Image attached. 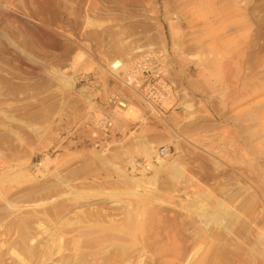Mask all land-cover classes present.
<instances>
[{
    "label": "rangeland",
    "instance_id": "1",
    "mask_svg": "<svg viewBox=\"0 0 264 264\" xmlns=\"http://www.w3.org/2000/svg\"><path fill=\"white\" fill-rule=\"evenodd\" d=\"M150 46L185 91L161 116L110 71ZM116 91L140 118L111 111ZM145 144L168 150L155 176ZM4 164L23 175L0 182V264H264V0H0Z\"/></svg>",
    "mask_w": 264,
    "mask_h": 264
},
{
    "label": "built area",
    "instance_id": "2",
    "mask_svg": "<svg viewBox=\"0 0 264 264\" xmlns=\"http://www.w3.org/2000/svg\"><path fill=\"white\" fill-rule=\"evenodd\" d=\"M120 78L114 75L115 80L120 89L138 96L143 105L149 107L153 112L162 115V104L171 103L183 95L182 88L172 80L171 67L164 52L156 47L150 46L143 48L138 57L131 62L125 71L118 74ZM119 89V90H120ZM107 106L111 111H127L130 112L132 103L129 97H122L117 92H111L107 96ZM173 102L168 109L174 108ZM61 129L65 134H73L74 130L66 127V123H62ZM93 125L92 141L94 147H101L100 140L96 136H109L113 132V119L110 117H100L91 121ZM64 134V135H65ZM166 148L159 150V156L163 157L167 154ZM147 170V167H145Z\"/></svg>",
    "mask_w": 264,
    "mask_h": 264
},
{
    "label": "bare ground",
    "instance_id": "3",
    "mask_svg": "<svg viewBox=\"0 0 264 264\" xmlns=\"http://www.w3.org/2000/svg\"><path fill=\"white\" fill-rule=\"evenodd\" d=\"M64 41V40H63ZM157 48V47H156ZM83 49V48H82ZM142 49H143V47H142ZM130 51H133L134 53V55H137L138 56V53H140L142 50H140L139 48H135V50L134 49H131ZM163 51V50H162ZM166 53V52H165ZM132 54V53H131ZM132 54V55H133ZM83 53L82 52H80V50L79 49H75V51H74V53H73V56H72V59L70 60V62H69V65L67 66V69H65L64 70V72H67L68 70H73V69H76V67L83 61ZM85 57V56H84ZM104 59V58H103ZM82 64V63H81ZM131 64V63H130ZM129 63H127L126 65H123V63H121L119 60H115V61H113L110 65V71H111V74L112 75H114L116 78L118 77V78H120L119 77V73H121V72H123V71H125L126 70V68L130 65ZM105 65V64H104ZM87 68V67H86ZM71 78L72 77H64V83L68 86V87H70V88H72V81H71ZM116 84V83H115ZM118 84V83H117ZM120 90H122V89H120ZM124 91V90H123ZM117 92V91H116ZM127 94L129 95V92H127ZM131 94V93H130ZM185 94V91H183V95ZM135 95V94H134ZM182 95V96H183ZM130 96V95H129ZM133 96V95H132ZM187 97V96H186ZM131 98V97H130ZM181 98H183V97H181ZM180 101V100H179ZM261 102V101H260ZM179 103V102H178ZM132 106H133V104H132ZM190 108H191V106L190 105H185L184 106V109L185 110H190ZM137 110V109H136ZM170 109H168V111H169ZM120 113H124V114H126V113H128L127 111H119ZM118 112V113H119ZM128 114H133L135 117H139L140 118V116H139V114L137 113V111H133L131 108H130V112L128 113ZM128 114H127V116H128ZM110 115V114H109ZM96 116V115H95ZM103 117V116H102ZM94 118V117H93ZM98 118H100V117H98ZM97 118V119H98ZM124 118V117H123ZM89 119V118H88ZM114 122V121H113ZM69 124V123H68ZM91 130H92V132H91V134H90V139H92V134L94 133V131H93V125L91 124ZM70 129V128H69ZM114 129H115V127H114ZM59 131L62 135H64L65 134V132L62 130V129H56V131ZM86 130V129H85ZM116 130V129H115ZM45 132L46 133H50V130L49 129H45ZM120 132H122V131H120ZM90 133V132H89ZM52 134V133H51ZM66 135H69V134H65L64 136H66ZM105 136H96V138H97V140H101L102 141V138H104ZM93 140V139H92ZM143 149H142V154H143V156L144 157H146V159H149V161H150V157L152 156V155H154L155 156V161H156V168L154 169V175L153 176H155L156 175V173L158 172V171H163L162 169H164L165 167H166V165H167V162H166V160H164V159H162L161 158V156H159V153L158 154H156L155 153V151H154V148H155V145L154 144H145L143 147H142ZM106 152V150H104V153ZM140 152V151H139ZM105 155V154H104ZM167 155V154H166ZM165 155V156H166ZM99 157H100V155H98ZM102 156V155H101ZM164 157V156H163ZM104 160V159H103ZM49 163V160H47V158H44V159H42V162L39 164V166L36 168V165L34 166V170H33V172L32 173H24L25 174V177H30V179L31 180H35L36 179V174H41V175H44L45 173H46V171H47V169L45 168L46 167V165ZM128 163H129V165H130V167L131 168H134V160L133 159H129V161H128ZM176 165V164H175ZM45 166V167H44ZM179 166V165H178ZM45 168V169H40V168ZM145 167H147V170H145ZM173 167V166H172ZM5 169V164L2 166V167H0V182H2V181H4V180H6V179H12L13 177H16L18 174H21L22 172L21 171H13L14 169H11V168H9L8 167V169H6L5 171H3ZM149 166L147 165V164H145V163H141V164H137V166H136V170L138 171V172H141V173H139L140 174V176L139 177H137V178H135V177H129V180L131 181V184H133V186L136 188V189H138V188H142V187H144V188H147V184L149 185V182H150V180H152V178H153V176L151 177V178H149L148 179V177H146L144 174H143V172H145V171H149ZM179 169H180V166H179ZM25 170V169H24ZM176 170V169H175ZM177 171V170H176ZM25 172V171H24ZM174 172V171H173ZM36 173V174H35ZM180 173V172H179ZM181 173H182V171H181ZM31 174H33L32 176H31ZM22 175H23V173H22ZM123 176H127V174H125L124 172H123ZM24 177H22V179H23ZM176 178V177H175ZM182 178V177H181ZM19 179V178H18ZM177 179V178H176ZM17 180V179H16ZM5 182V181H4ZM134 190V189H133ZM208 194V193H207ZM218 206H219V209H220V212H222L223 213V211H227L228 212V208L225 206V204H218ZM214 213V212H213ZM235 214V213H234ZM230 215H233V214H230ZM234 216H237L236 214L234 215ZM238 217V216H237ZM236 218V217H235ZM241 218V217H240ZM240 218H238V219H240ZM217 219V218H216ZM237 219V218H236ZM218 220V219H217ZM221 222V221H220ZM241 227V226H240Z\"/></svg>",
    "mask_w": 264,
    "mask_h": 264
}]
</instances>
